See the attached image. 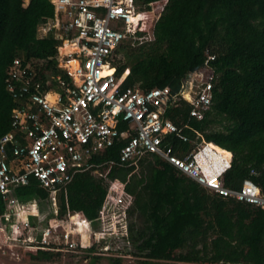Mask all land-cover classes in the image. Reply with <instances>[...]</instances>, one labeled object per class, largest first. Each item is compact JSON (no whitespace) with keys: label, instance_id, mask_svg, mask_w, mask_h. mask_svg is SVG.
Segmentation results:
<instances>
[{"label":"trees","instance_id":"trees-1","mask_svg":"<svg viewBox=\"0 0 264 264\" xmlns=\"http://www.w3.org/2000/svg\"><path fill=\"white\" fill-rule=\"evenodd\" d=\"M158 1L165 5L154 24L153 39L139 45L124 41L115 51L111 63L115 76L128 70L121 88L167 87L177 100L164 116L188 139L167 137L175 154L183 157L202 139L213 143L232 154L231 167L221 177L226 188L239 189L249 180L264 192V0H135V4L143 8ZM53 15L50 0H0V139L12 131V110L19 105L5 83L15 58L29 65L41 81L69 80L57 64L60 41L54 30L44 36L39 31ZM117 54L122 58L116 59ZM206 67L212 100L198 121L190 118L192 105L180 92L188 75ZM199 91L194 87L193 96ZM126 141L118 139L86 160L84 167H93L76 174L66 195H59L58 218L68 211L79 213L93 232L101 230L99 214L109 185L119 180L133 201L125 209V234L101 238L106 252H112L107 245L121 238L124 245L118 252L138 258L140 264H264V210L209 191L154 154L140 158L137 170L121 165L119 153ZM13 193L19 200L47 198L34 178L26 186L14 187ZM50 212L46 223L55 217L53 206ZM35 219L30 218L31 224ZM97 246L87 251L95 253ZM29 252L41 255L31 256L33 260L49 257L44 251ZM106 259L121 264V257Z\"/></svg>","mask_w":264,"mask_h":264},{"label":"built area","instance_id":"built-area-1","mask_svg":"<svg viewBox=\"0 0 264 264\" xmlns=\"http://www.w3.org/2000/svg\"><path fill=\"white\" fill-rule=\"evenodd\" d=\"M50 2L53 18L39 31L44 36L54 30L60 41L57 64L69 80L57 77L55 83L41 81L18 58L6 71V89L19 105L12 110V131L0 139V198L4 204L0 237L4 244L26 250L51 249L48 238L52 227L42 228L41 205L53 206L52 220H56L59 195H66L67 185L76 174L93 167H84L91 155L112 147L118 139L127 140L119 153L121 165L129 164L137 170L140 158L154 154L209 191L264 210V192L251 181L244 180L239 189H228L222 184V175L231 167L230 152L202 139L183 157L175 154L167 137L174 136L182 142L188 139L164 116L169 104L177 100L170 97L167 87L122 89L128 70L120 78L114 74L111 63L118 46L124 41L139 45L152 40L153 27L165 1L151 2L143 8L135 0ZM139 31L146 34L138 35ZM194 87L200 90L195 97ZM211 91L207 67L188 75L180 96L192 105L190 118H204L211 106ZM30 178L47 193L43 201L15 197L13 188L26 186ZM132 201L125 183L112 181L99 214L101 230L93 234L101 238L115 235L106 231L107 222L118 215L124 220L125 209ZM69 215H73L72 220L76 216L85 225L89 223L79 213L68 211L64 216ZM31 217L36 218L34 225ZM63 236L67 242L69 233Z\"/></svg>","mask_w":264,"mask_h":264},{"label":"rangeland","instance_id":"rangeland-1","mask_svg":"<svg viewBox=\"0 0 264 264\" xmlns=\"http://www.w3.org/2000/svg\"><path fill=\"white\" fill-rule=\"evenodd\" d=\"M41 34V33H40ZM42 35V34H41ZM122 58V54H117L116 59ZM42 213L39 215V220L42 221V228L47 225L50 227L51 225V237L48 238L52 245H57L61 248H51L48 250H26L18 245H6L2 242V238L0 237V264H111L106 259V257H121V264H140L139 259L132 257L130 255L125 254V252H118L119 249L124 245V241L121 238L114 239L113 245H107L109 250L112 252H106L105 247H102L104 241L101 240V236L99 234H93L92 228L90 224L82 222V220H78L71 216H63V219L51 218L46 223L48 215L50 212V206L41 205ZM118 211V210H117ZM126 218V217H125ZM121 219L118 215L107 222L106 231H111V233H123L126 232V219ZM36 220V219H35ZM76 220V224L74 223ZM51 221V222H50ZM69 233V238L67 242H65L64 234ZM37 235L40 236L41 232H37ZM105 236V235H104ZM103 236V237H104ZM100 241V242H99ZM63 243V244H62ZM67 243V245L65 244ZM69 244L74 246H69ZM97 246V252L90 253L87 251V248H90L92 245ZM106 247V249H107ZM29 251H44L49 256L45 260L32 259L31 256L37 255V253L33 254ZM37 256H41L38 254ZM154 264H181L175 262H157Z\"/></svg>","mask_w":264,"mask_h":264},{"label":"bare ground","instance_id":"bare-ground-1","mask_svg":"<svg viewBox=\"0 0 264 264\" xmlns=\"http://www.w3.org/2000/svg\"><path fill=\"white\" fill-rule=\"evenodd\" d=\"M224 154V153H223ZM225 155V154H224ZM226 156V155H225Z\"/></svg>","mask_w":264,"mask_h":264},{"label":"clouds","instance_id":"clouds-1","mask_svg":"<svg viewBox=\"0 0 264 264\" xmlns=\"http://www.w3.org/2000/svg\"><path fill=\"white\" fill-rule=\"evenodd\" d=\"M215 145V144H214ZM217 146V145H216Z\"/></svg>","mask_w":264,"mask_h":264}]
</instances>
